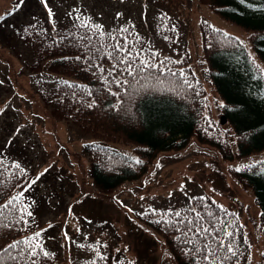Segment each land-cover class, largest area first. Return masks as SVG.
<instances>
[{"label": "rangeland", "instance_id": "374dc122", "mask_svg": "<svg viewBox=\"0 0 264 264\" xmlns=\"http://www.w3.org/2000/svg\"><path fill=\"white\" fill-rule=\"evenodd\" d=\"M262 6L264 0H250L246 5L237 3L229 8L240 17H252L249 14L254 11L263 16ZM162 14L166 15L162 20L170 17L179 30L180 39L175 44L169 45L158 27ZM79 15L105 28L118 27L130 20L145 35L148 44L161 48L164 54L179 57L185 48L189 63L205 89L203 113L212 122L219 119L222 126L213 129L205 120L203 140L194 134L179 149L155 154L138 178L109 192L97 188L88 174L87 155L82 151L83 144L95 138L49 112L50 105L43 103L37 93L59 75L45 68L29 69L33 49L16 36L29 22L58 28ZM201 19L236 35L248 54L264 68L252 47L249 31L198 0H47V7L42 0H22V3L0 0V31L6 34L0 36V152L31 169L23 192L32 200L33 234L40 233L46 247L57 253V264H80V260L101 250L107 252L108 263L126 256L133 264H176L161 234L134 211L176 208L187 204L195 194L208 196L239 218L249 243L248 264H264L260 206L251 189L232 171L264 159V149L226 158L207 141L218 137L227 143L226 152H236L237 139L231 122L220 117L224 96L207 74L208 63L201 50ZM216 61L222 62L227 73L231 70L227 82L232 87L237 70L245 75L249 71L242 61L227 56ZM254 82L251 88L244 83L238 87L250 90L254 96L251 103L258 112V101L264 103V91ZM143 110L149 129L163 122L173 125L181 122L180 114L166 101L151 100ZM244 110L240 108V112ZM111 145L133 154L132 144L111 142ZM32 180L36 182L30 184Z\"/></svg>", "mask_w": 264, "mask_h": 264}, {"label": "trees", "instance_id": "16d2710c", "mask_svg": "<svg viewBox=\"0 0 264 264\" xmlns=\"http://www.w3.org/2000/svg\"><path fill=\"white\" fill-rule=\"evenodd\" d=\"M198 1L206 3L220 15L238 22L249 31L252 47L264 64V11L263 16L254 11L249 14L252 17H240L229 8V5L240 4V0ZM248 2L250 0L244 4ZM164 16H159L158 27L168 44H175L180 39L179 30L170 21V17L162 20ZM84 24L88 27H83ZM91 25L100 24L85 15H79L78 19L58 28H52L46 23L37 25L29 22L16 36L33 49L29 69L37 71L45 68L59 75L51 85L38 90V97L50 105L49 112L53 116L69 121L84 134L95 138L85 142L82 151L87 155L88 174L92 182L100 190L109 192L128 180L138 178L145 171L146 164L159 151L179 149L194 134L203 140L205 120L213 129L222 125L219 119H213L212 122L203 113L205 89L189 63L185 48L179 57L161 53L162 49L149 45L145 35L130 20L113 28L100 25V29H95ZM199 29L201 50L208 63L207 74L224 96L220 117L231 122L237 139L236 152H226L227 143L218 137L206 138L207 141L214 144L226 158L246 156L264 149V109H261L264 103L258 101L257 112L250 100L254 98L250 90L238 87L239 83H244L251 88L256 80L260 90L264 91V68L255 62L242 41L233 33L205 19L199 21ZM5 35L0 31L1 37ZM117 43L130 47L133 56L140 53L138 58L131 60L132 75L127 71L128 65L118 63L119 58L113 48ZM109 54L113 58H109ZM220 56H227L234 61L236 59V62L242 61L249 70L246 75L242 70L236 71L234 87L227 82L231 70L227 73L222 62L216 61ZM142 61L159 67L145 68ZM151 100L166 101L172 105L180 114L181 122L178 125L163 122L149 129L143 107ZM240 108L246 110L240 112ZM111 142L132 144L133 154L115 148ZM16 164L20 168H16ZM232 171L253 192L260 206V225L264 230V159L241 165ZM31 174V169L23 162L16 158L10 159L0 152V225H6L0 227V251L15 241H21L18 248L24 250L20 252L10 249L9 254L16 256V260L5 257L4 264H57V253L48 249L40 237L33 234L32 200L23 192ZM13 197L18 199L12 200ZM5 205L8 207L5 208ZM25 209L32 216H27ZM192 209L215 214L204 216V226L208 227L215 222L216 227L221 229L219 239L232 245L237 253L235 257L231 256L226 246L218 247L217 240H208L211 248L216 250L211 261L202 259L199 253L188 252L190 247L203 248L207 239L203 233L195 236L189 232L187 238L192 243L183 242L186 237L182 230L186 224L177 221L181 218L183 221H194L196 213ZM134 212L161 234L176 264H248L249 243L239 218L206 195L195 194L187 204L176 208L159 207ZM175 212L181 216H175ZM195 226L194 221L193 228ZM178 228L181 230L178 231ZM226 231L234 233L233 238L229 239L225 235ZM29 244L33 247L40 245L50 255L46 257L40 252L35 257L31 256ZM79 263L133 264L126 256H119L108 263L105 250Z\"/></svg>", "mask_w": 264, "mask_h": 264}, {"label": "snow or ice", "instance_id": "6c2138e0", "mask_svg": "<svg viewBox=\"0 0 264 264\" xmlns=\"http://www.w3.org/2000/svg\"><path fill=\"white\" fill-rule=\"evenodd\" d=\"M42 2L45 4V7H47V0H42ZM20 3H22V0H20ZM240 3L241 4L246 3V0H240ZM248 6L252 7L253 5L248 4ZM262 7H264V6H262ZM52 15H53V13L51 12V9H49V16L51 17ZM82 26L88 27L87 24H84ZM91 26L95 29L101 28L100 25H91ZM124 31H127V30L125 29ZM113 48L115 49L116 57L119 58L118 63L128 65L127 71L129 73V75H132L133 73L131 71V60L138 58L140 53L137 52L135 54V56H133L131 48L128 47L127 45H122L120 43L113 45ZM109 58H113L111 54H109ZM77 59H79V57H77ZM141 63L144 65L145 68H151V67H157L158 68L159 67V65L153 66V65L145 63L143 61ZM161 63H163V61H161ZM124 70L125 69H121V71H124ZM113 95H115V94L113 93ZM15 167L20 168V165L16 164ZM35 182H36L35 180H32L30 182V184H34ZM30 184H29V186H30ZM17 199H18L17 197L12 198V200H17ZM199 199H203V198H199ZM9 203H11V201H9ZM4 207L6 208V207H8V205H5ZM0 211H2V209H0ZM24 211L26 212L27 216H32V213L30 211H26V209ZM191 211L196 213L195 217H194V221L196 222L195 228H193L194 221H183V218H181L180 221H177V223L183 222L186 224L185 229L182 230L185 234V237H186V239L183 242L185 244L192 243L191 239L187 238V233H189V232H192L195 236H200L201 233H203V237H206L207 239L205 240L203 248L190 247V248H188V252L199 253L202 256V259H204L206 261H211V258L216 254V250L211 248L210 244L208 243V240H217L218 241V247L226 246L227 251L231 254V256L235 257L237 255V253L232 248V245L226 243L222 239H219V233H220L221 229L216 227L215 222L209 224L208 227L204 226V223H203L204 216L208 215L209 217H211L212 215H215V214L211 213L210 211L207 213H200V212H196L195 209H192ZM174 215L177 217L181 216V214L179 212H175ZM20 219L23 220L24 217L21 216ZM0 227H6V225H0ZM177 230L180 231L181 229L178 228ZM225 235L229 239H231V238H233L234 233H232L230 231H226ZM35 236L39 237L40 233H36ZM21 243H22L21 241H15L13 243L8 244L2 251H0V264H4L5 257H7L8 260H13V261L16 260V256L9 254V250L10 249H17L18 251L23 252L24 251L23 249L18 248V246ZM28 250H29V254L33 257L40 254V252H42V254L46 257L50 255L47 251L43 250L42 247L38 244L35 247H33L31 244H29Z\"/></svg>", "mask_w": 264, "mask_h": 264}]
</instances>
